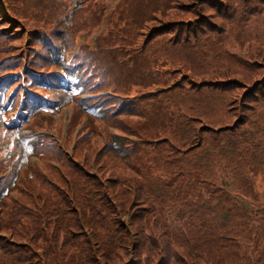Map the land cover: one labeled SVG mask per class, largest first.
Wrapping results in <instances>:
<instances>
[{"label":"trees","instance_id":"16d2710c","mask_svg":"<svg viewBox=\"0 0 264 264\" xmlns=\"http://www.w3.org/2000/svg\"><path fill=\"white\" fill-rule=\"evenodd\" d=\"M209 2L212 0H200L203 11L195 8V13L207 12L202 3ZM216 2L217 11H220L217 8L225 11L234 8L239 10V16L243 11L256 13L257 9L251 10L255 8L254 3L264 4V0ZM200 27L199 23L182 26L178 20L159 21L152 29L157 38L142 42L138 52H131L129 59H121L125 52L115 48L116 40L103 43L99 38L93 40V50L88 55L90 75L94 78L91 88L108 92L105 104L115 102L116 111L139 119L147 118L154 111L166 120L153 130L136 124L133 128L140 134L139 144L125 143L119 134L112 135L111 141L104 144L105 160L110 161L111 155L117 158L115 164L110 161L113 166L106 178L110 179L107 186L111 187L114 207L101 194V202L83 198L84 190L91 183L76 168L69 171L66 167L61 173L55 172L59 184L54 192L44 195L45 190L40 188L35 194L24 195L27 202L13 198L8 202V190L16 185L13 178L0 186V199L8 206L5 224L21 227L24 233L31 229L39 234L45 217L52 218L61 230L72 223L71 214L78 207L74 205L69 210L65 195L68 192L63 183L69 191L78 190L74 201L82 205L83 199L87 209L85 221L102 227L99 251L68 243V253H61L63 248L46 245L43 248L49 257L46 264L54 261V264H97L92 253L102 258L100 264H186V261L190 264H264V73L252 82H242L231 66L226 65L234 62L241 71L246 70V65L215 52L205 59L197 33ZM166 34L175 36L170 38ZM258 52L255 56L264 63V48ZM176 66L187 69L185 82L171 80ZM67 68L66 65L62 72L68 73V88L62 90H72V99H76L87 93L83 89L88 78ZM152 85H157L156 90L164 88L165 93L141 102L152 92L138 93L135 87L146 89ZM105 86L109 88L103 89ZM2 90L1 114L12 105ZM30 94L27 92L22 99L27 104L23 103L25 109L18 121L32 111L34 101L38 99V105L43 103ZM105 104L79 101L82 109L99 119L113 114L106 111ZM127 157L135 164V175L122 180L139 185L136 191L134 186L132 194L124 192L115 180L120 175L115 174L119 169L117 162ZM35 196L43 200L41 212L27 207H34ZM134 201L145 204V212L140 207L130 210ZM117 214L126 217L128 222L126 219L125 222L133 228V233L120 227ZM129 237H134L132 244L128 243ZM6 243L0 242V264H24L30 260L23 256L29 251L27 248L19 253Z\"/></svg>","mask_w":264,"mask_h":264},{"label":"rangeland","instance_id":"374dc122","mask_svg":"<svg viewBox=\"0 0 264 264\" xmlns=\"http://www.w3.org/2000/svg\"><path fill=\"white\" fill-rule=\"evenodd\" d=\"M216 1L202 3L207 12L195 13V8L201 10L200 0H0V88L12 104L7 111L0 113V186L11 181V178L16 184L8 190V202L12 198L27 202L24 195L35 194L40 188L45 190L44 195L54 192L59 184L55 172L61 173L67 167L69 171L81 169L82 175L89 179L91 184L82 195L86 201L98 199L101 202V194L114 207L111 187L107 186L110 179L106 178L113 166L110 161L115 164L117 158L111 155L110 161L105 160L104 144L111 141L112 135L118 134L125 143L139 144L140 134H136L133 128L136 124L140 128L144 126L153 130L166 120L160 113L150 112L151 109L147 118L139 119L116 111L115 102L105 104L108 92L91 88L94 78L90 75L88 55L93 50V40L99 38L101 43L116 40L115 48L125 52L121 59H129L131 52H138L142 42L157 38L152 29L159 21L178 20L182 26L199 23L201 27L197 33L205 59L211 58L213 52L221 53L228 59L246 65V70L242 68V71L234 62L226 65L231 66L235 76L242 82H252L260 77L264 73V63L255 55L264 48V4L259 6L254 3L255 8L251 10L257 9L256 13L243 11L239 16V10L234 8L228 11L217 8L220 9L217 11L214 7ZM166 36L171 38L175 35ZM66 65L69 72H79L80 76L87 75L88 78L86 88H82L87 93L76 99H72V90H62L68 88V73L62 72ZM174 71L172 81H184L183 78L188 76L186 68L176 66ZM238 73L247 76L244 78ZM156 89L157 85L146 89L135 87L138 93L143 90L152 92L141 102L165 93L164 88ZM27 92L32 93L33 99L38 97L43 103L38 105L39 100L34 101L32 111L23 117L24 120L18 121L22 117L20 112L25 109L23 103L27 104V101L23 102ZM82 100L91 104L94 101L101 102L107 107L106 111L113 114L105 119L93 117L79 105ZM15 122L17 124L14 126ZM117 165L119 169L115 174L119 172L120 175L115 180L120 182L124 192L134 193V186L135 191L139 186L137 182L133 186L122 180L134 178L136 167L132 158L119 159ZM67 177L71 181V177ZM63 186L68 192L65 195L69 199V210L70 207L73 210L74 205L78 207V211L71 214L72 223L64 230L56 226L50 217L43 219L39 234L31 229L24 233L21 227L14 228L9 223L6 225L8 206L0 199V242H7V246L19 253L27 248L29 251L23 256L30 260L24 261V264H46L49 259L43 251L46 245L63 248L61 253H68V243L100 250L102 227L89 225L85 221L87 209L83 199L82 205L74 201L78 190L73 189L72 192L65 183ZM35 200L34 207H27L41 212L43 200L36 196ZM137 207L145 212V204L141 202L134 201L129 206L130 210L139 209ZM117 215L120 227L125 232L133 233V228L125 222L126 217ZM133 239L129 237L128 243L132 244ZM92 255L94 261L100 264L102 258L96 257L95 253ZM185 263L190 264L189 261Z\"/></svg>","mask_w":264,"mask_h":264}]
</instances>
